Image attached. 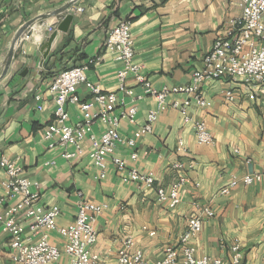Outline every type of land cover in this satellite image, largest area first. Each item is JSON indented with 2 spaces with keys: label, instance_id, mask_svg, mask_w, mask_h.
I'll use <instances>...</instances> for the list:
<instances>
[{
  "label": "crops",
  "instance_id": "1",
  "mask_svg": "<svg viewBox=\"0 0 264 264\" xmlns=\"http://www.w3.org/2000/svg\"><path fill=\"white\" fill-rule=\"evenodd\" d=\"M69 0H0V72L18 30L28 20L50 13ZM82 7V10H77ZM73 15L67 31H58L48 56L43 60L41 46L49 36L48 26L56 29L63 16H45L19 37L7 72L0 78V158L7 156L23 167V174L39 182L41 201L57 206L59 226L69 224L76 215L80 196L93 202H105L107 208L97 217V241L91 251L100 256L97 264H112L126 236L134 248L145 253L144 264L162 257L168 245L179 244V236L188 219L200 206H209L214 216L203 219L202 228L191 239L197 256L222 258L231 264L232 244H239V264H264V180L250 185L239 183L229 193L220 188L232 176L264 169V83L248 86L229 79L206 80L203 94L211 101L206 108L192 106L193 119L202 120L214 136L210 145L200 144L191 123L168 108L158 117L152 132L136 143L138 157H129L130 147L120 146L116 154L129 166L152 171L156 185L169 186L177 177L172 164L184 160L192 164L184 172L187 181L181 201L175 207L159 202L154 189L139 188L124 182L112 163L106 176L96 179L97 168L87 155L89 142L82 143L84 153L74 159L61 157V148H48L43 138L45 127L53 119L55 102L47 88L62 70L82 64L89 57H100L87 69L88 78L106 91H117V70L121 63L107 51L104 41L108 31L120 20L128 19L134 38V59L154 86L175 85L191 80L202 66V58L214 40L227 32L228 19L241 14L239 0H77L67 10ZM135 92L141 87L129 77ZM231 90L234 98L227 100ZM42 94V108L34 93ZM81 98L88 97L85 86L78 87ZM132 103L125 98V104ZM135 123L123 121L120 132L129 136L141 125L155 100L146 96L135 102ZM70 121L80 116L78 104L67 105ZM105 125L96 120L93 130L100 135ZM183 140L187 152L177 150ZM68 150H73L72 146ZM54 160V163H47ZM8 174L0 166V196L5 197L3 182ZM14 201L5 197L6 204ZM25 224V223H24ZM54 243L61 236L52 232ZM10 236L0 223V264H10ZM65 257V256H64ZM67 258L65 257V263Z\"/></svg>",
  "mask_w": 264,
  "mask_h": 264
},
{
  "label": "built area",
  "instance_id": "2",
  "mask_svg": "<svg viewBox=\"0 0 264 264\" xmlns=\"http://www.w3.org/2000/svg\"><path fill=\"white\" fill-rule=\"evenodd\" d=\"M241 14L228 19V30L225 35L218 36L202 58V66L195 70L187 83L154 86L142 72V65L134 59V38L131 23L128 19L120 20L107 33L104 47L114 54L116 61L121 63L117 70L118 90L106 91L99 83L91 81L86 71L100 57H89L82 64L62 70L49 84L47 90L52 94L55 107L53 119L45 127L43 138L47 147L61 148V157L74 159L84 153L82 143L89 142L87 155L97 168L96 179L106 176L108 164L112 163L120 173L124 182H134L139 188L154 189L159 202H167L175 208L181 201V190L187 178L184 174L190 162L178 160L172 164L177 171L176 179L165 187L156 185L157 177L152 171H142L135 166H129L126 159L115 152L120 146L131 148L129 157L135 160L138 154L134 148L137 140L146 133L152 132L158 117L168 108H174L181 114L184 123H191L196 141L210 145L214 136L202 120L193 119L190 108L197 106L206 108L211 101L203 94L201 84L206 80L229 79L243 81L248 86H260L264 83V0H239ZM77 10H82L78 7ZM53 26L47 27L48 35ZM141 87V92H135L127 79ZM83 85L88 91V97L83 99L78 94V87ZM150 96L155 100L154 107L146 113L145 121L136 127L129 136L120 132V124L125 121L135 123L137 106L135 102ZM37 107L42 94L34 93ZM132 103L120 110L125 104V98ZM225 98H234L232 91L225 92ZM78 104L80 116L74 122L70 121L67 105ZM96 120L105 125L98 136L93 130ZM72 146L73 150H68ZM177 150L186 153L187 147L179 140ZM47 163H54L51 160ZM0 166L8 174L3 182L5 197L14 201L4 206L0 213V223L10 236V264H97L100 256L91 251L97 241L96 220L106 208L105 202H93L84 197L76 204L75 218L67 225L59 226L57 219L60 208L47 206L41 201L39 182L23 174V167L14 159L1 156ZM264 180V169L245 173L241 177L232 178L220 188V193L226 194L243 183L250 185ZM0 196V203H4ZM197 213L188 219V226L179 236V244L168 245L162 257L152 264H222V258L210 255L197 256L191 239L202 228L203 219L214 216V210L205 205L200 206ZM25 223V224H24ZM52 232L61 236V244L51 239ZM134 240L126 236L117 250V256L112 264H144L145 253L141 248H134ZM232 251L231 264H239L242 251L240 245L230 246Z\"/></svg>",
  "mask_w": 264,
  "mask_h": 264
},
{
  "label": "water",
  "instance_id": "3",
  "mask_svg": "<svg viewBox=\"0 0 264 264\" xmlns=\"http://www.w3.org/2000/svg\"><path fill=\"white\" fill-rule=\"evenodd\" d=\"M77 0H69L68 2H66L64 5H62L60 8L47 13V14H41L39 16H36L30 20H28L27 22H25V24H23V26L18 30V32L16 33V36L14 38V41L11 44V47L8 51V54L6 56V59L2 65L1 68V72H0V78H2L4 76V74L7 72L9 65L12 61L13 58V53H14V48L15 45L19 39V37L21 36V34L25 33L27 31V29H29L37 20H39L42 17L45 16H63L62 19L60 20V22H58L56 29H54L49 36L46 38V40L43 42L42 46H41V52H42V59H41V64L43 62V60L48 56V53L50 51L51 48V44L54 40V38L57 35L58 31H67L68 27L72 21L73 15L71 13H68L67 10L70 6H72Z\"/></svg>",
  "mask_w": 264,
  "mask_h": 264
},
{
  "label": "rangeland",
  "instance_id": "4",
  "mask_svg": "<svg viewBox=\"0 0 264 264\" xmlns=\"http://www.w3.org/2000/svg\"><path fill=\"white\" fill-rule=\"evenodd\" d=\"M60 263H61V264L65 263V257H63V258L60 260Z\"/></svg>",
  "mask_w": 264,
  "mask_h": 264
}]
</instances>
